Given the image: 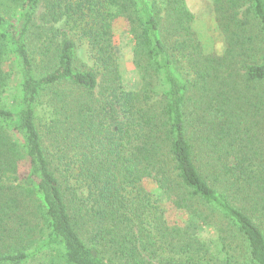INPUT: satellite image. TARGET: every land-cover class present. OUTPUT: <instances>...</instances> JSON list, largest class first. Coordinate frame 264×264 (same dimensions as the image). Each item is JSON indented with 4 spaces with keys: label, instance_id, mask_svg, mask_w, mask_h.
I'll list each match as a JSON object with an SVG mask.
<instances>
[{
    "label": "trees",
    "instance_id": "trees-1",
    "mask_svg": "<svg viewBox=\"0 0 264 264\" xmlns=\"http://www.w3.org/2000/svg\"><path fill=\"white\" fill-rule=\"evenodd\" d=\"M210 2L221 53L186 0H0V264H264V0Z\"/></svg>",
    "mask_w": 264,
    "mask_h": 264
},
{
    "label": "rangeland",
    "instance_id": "rangeland-1",
    "mask_svg": "<svg viewBox=\"0 0 264 264\" xmlns=\"http://www.w3.org/2000/svg\"><path fill=\"white\" fill-rule=\"evenodd\" d=\"M186 3L189 9L194 14L193 28L197 32L199 38L202 41L207 42V44L210 45L211 49L215 53H221L223 50V43L220 42V36H218V33L216 32V28L214 26V14L210 0H186ZM40 11H42V9H39V12ZM55 26H59L61 32L63 31L67 33L69 37L74 39L79 63L81 65L88 64L89 62L87 58V47L85 43L83 41H80L75 35H73L71 31H68L61 25L56 24ZM114 31L116 34V38L118 36L123 37V22H117V24H115ZM122 37L118 40V45L121 50L119 56L120 61L122 62L124 69H126V80H128V87H136L137 80L134 76L130 75V70L132 68L130 62V50L125 44L124 38Z\"/></svg>",
    "mask_w": 264,
    "mask_h": 264
}]
</instances>
